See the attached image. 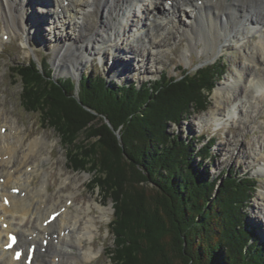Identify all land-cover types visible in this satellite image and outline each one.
Masks as SVG:
<instances>
[{
	"label": "trees",
	"instance_id": "1",
	"mask_svg": "<svg viewBox=\"0 0 264 264\" xmlns=\"http://www.w3.org/2000/svg\"><path fill=\"white\" fill-rule=\"evenodd\" d=\"M223 67L177 79L162 75L141 87L89 74L76 96L70 79L54 81L33 62L12 68L23 84L26 110L44 112L51 127L59 121L69 145L77 138L86 142L71 147L72 167L83 171L86 162H98L95 185L114 202L111 264H166L168 250L182 264H264V243L248 223L256 182L230 171L210 179L202 162L214 160L213 140L198 147L195 139L166 131L190 107L203 109ZM133 184H151L158 207Z\"/></svg>",
	"mask_w": 264,
	"mask_h": 264
},
{
	"label": "bare ground",
	"instance_id": "2",
	"mask_svg": "<svg viewBox=\"0 0 264 264\" xmlns=\"http://www.w3.org/2000/svg\"><path fill=\"white\" fill-rule=\"evenodd\" d=\"M14 1L21 6L12 12L9 0H3L5 7L0 0L5 17L4 37L9 40L11 35L19 34L26 45L33 28L28 24L35 26L27 21L29 0ZM43 1L52 7L50 30L60 35L66 28L73 31L72 38L58 43L54 49L55 59H60L58 68L67 71L78 70L94 56L103 61L104 46L112 50L114 61H119L116 58L119 51L113 43L116 39L122 45L126 42L131 52L129 45L137 43L140 57L144 58L147 53V61L154 62L162 53L159 40L177 26L183 27L182 35L192 47L202 44L203 51L211 55L223 50L225 42L252 39L245 51L246 64L235 68L232 81L225 87L228 93L219 104L222 106L219 110L229 104V117L227 112L223 116L213 112L206 118L201 117L200 122L220 126L230 120L246 128L251 119L254 122L264 113V0ZM124 70L120 69L119 75ZM219 87L214 95L222 97ZM258 136L255 162L261 163L259 172L263 173L264 134ZM30 138L29 134L22 133L15 120L8 121L5 109L0 108V264L89 262L99 252L88 244L97 235L96 221L106 217L105 212L110 209L100 208L95 202L94 206L102 210L97 217L90 213V204L87 211L83 205L76 206L73 200L78 181L69 175L60 181L56 198H51L47 190L49 174L43 167L50 161L43 153L48 141L43 137ZM39 173L41 180L34 185V177ZM67 187L70 190L65 192ZM260 196L264 210V193ZM61 198H65L63 202ZM10 233L18 237L11 249L6 246ZM18 247L22 249V257L16 261L13 253Z\"/></svg>",
	"mask_w": 264,
	"mask_h": 264
},
{
	"label": "rangeland",
	"instance_id": "3",
	"mask_svg": "<svg viewBox=\"0 0 264 264\" xmlns=\"http://www.w3.org/2000/svg\"><path fill=\"white\" fill-rule=\"evenodd\" d=\"M49 1L51 3L52 0ZM1 2L5 7L3 0ZM9 2L12 12H14L16 6H21L14 0H9ZM31 2L32 0H29L26 7L27 21L33 23L35 26L28 24L29 28H33H30L31 34L26 45H23L21 35L19 34L11 35L9 40L6 37L4 38V9L0 7V41L3 38V43L0 44V108L5 109L8 121L15 120L22 133L24 135L29 134L31 140L43 137L48 141L43 153L50 157V161L44 164L43 167L47 174H49L47 190L51 198H56L60 181L69 175L78 181L76 184L78 192L75 193L73 200L76 206L83 205V208L87 211V205L90 204V213L97 217L101 215L102 210L94 206L95 202L100 208L110 209V211L105 212L107 214L106 217L96 221L98 229L95 232L97 235L93 237L91 243L88 242L89 245L95 246V250L99 251L98 254L89 262L81 261L77 264H111L108 251L115 244L111 229V222L114 218V202L109 192L106 193L95 185L96 170L92 168L93 165L94 167L99 165L96 159L93 165L86 162L85 170L83 171L76 170L70 164L69 151H72L70 150L71 147L74 149L75 147L79 148V146H83L86 143L82 140L83 138H77L75 142L73 141L69 145L67 138L57 128L62 127L59 121L54 120L57 126L51 127L45 120L47 116L44 112L39 114L26 110V106L22 102L23 84L15 76V70L12 69L22 63L33 62L40 71L44 70L50 73L49 76L54 81L70 79L75 85V96L78 92L79 82L89 74L93 78H105L116 85L134 84L137 87H141L149 82L151 84L157 83L159 77L162 75H165L166 78L177 79L183 73L192 74L196 70L206 66H213L215 64V68H218V70H221V66H224V74L216 82L212 92L206 98V104H204L203 109H192L190 107L187 113L183 114L179 123H167L166 131L168 134H178L183 139L191 137L195 139L198 147L204 145L209 139L213 140L210 151L214 160L202 162V166L206 167L210 179H218L221 174L230 171L237 173L240 177L248 175L256 182L252 184L253 193L249 201L248 223L256 230L261 241L264 243V210L260 196L264 193V172H259L261 163L255 162L256 148L260 143L258 135L264 134V113L258 116L254 122L251 119L250 124L246 128L242 124H234L230 120L223 121L220 126L215 125L213 122H200L201 117L210 115L213 112H218L219 116H223L227 112L226 117H229L227 115L230 110L229 104L221 110L219 109L222 106L219 104L228 93L225 87L232 81L231 75L234 73L235 68L246 64L245 51L251 46L252 39L248 42L240 41L241 39L239 38L225 42L226 46L223 50L211 55L209 52L203 51L202 44L192 47L188 43L187 38L182 35L183 27L177 26L167 35H163L159 40L162 46V53L154 62L147 61V53L144 58L140 57V47L137 48V43L131 42V45H129V47L132 46L131 52V47L128 48L126 42L122 45L121 40L116 39L113 43L118 48L119 52L116 53V58L119 61H114L113 54L111 53L112 50L108 46H104L103 61L99 57L94 56L89 58V61L78 70L67 71L58 68L60 59L58 61L55 59L54 49L58 43H63L67 39L72 38L73 31L66 28L65 32H60L62 34L60 35L55 30L54 32L50 30L51 26L49 27V25L53 21L50 15L51 4L43 0ZM187 11L190 13V9H187ZM8 35L5 36L8 37ZM131 59L133 61H129ZM126 61L129 64H126ZM141 66L143 69L140 68ZM119 68L121 70L125 69L122 75H119ZM217 87L222 92V97L217 96L216 93L214 95ZM214 117L217 118L216 115ZM89 134H91L90 131L85 135ZM116 135L119 139L118 132H116ZM195 163H199V160L196 159ZM40 176L41 173L34 177V185L41 180ZM125 186L123 189H125ZM133 187L136 189L143 187L144 196L148 204L154 209L158 207L154 205L158 202L157 199H154L156 195L152 191L151 184H139L138 187L133 184ZM67 190H70V187H67L64 191L66 192ZM64 199L61 198L60 202H63ZM164 222L169 227V222L166 220ZM168 255L169 257L165 258L166 264H182L172 250H168Z\"/></svg>",
	"mask_w": 264,
	"mask_h": 264
}]
</instances>
